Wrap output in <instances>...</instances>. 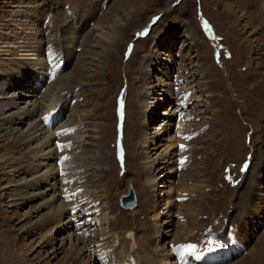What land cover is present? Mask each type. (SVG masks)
Instances as JSON below:
<instances>
[{
    "label": "rangeland",
    "instance_id": "374dc122",
    "mask_svg": "<svg viewBox=\"0 0 264 264\" xmlns=\"http://www.w3.org/2000/svg\"><path fill=\"white\" fill-rule=\"evenodd\" d=\"M198 9L219 39L205 38ZM49 48L64 64L45 77L40 72L47 65L40 68L39 60ZM34 95L40 104L54 96L65 101L58 127H73L64 137L56 134L66 130L42 125L53 133L50 149L60 162L56 195L35 186V164L43 162L35 153L44 136L22 151L12 146L41 120L40 108L30 116L37 103L27 102ZM119 101L124 163L117 174ZM188 101L194 102L185 111ZM9 104L5 118L20 114L25 122L20 139L0 141V264H88L86 254L100 249L98 255L114 258L106 264H122L121 255L125 264H174L187 252H169L168 245L193 240L208 223L221 234L232 226L236 248L222 264H264V0H0V109ZM3 119L2 128L12 131ZM197 122L207 126L199 136ZM55 140L65 145L60 151ZM164 144L174 150L168 165L153 160L162 149L154 148ZM249 149L251 163L239 173ZM76 170L84 175L80 184ZM127 184L136 196L132 211L117 203ZM73 186L84 190L76 194ZM68 195L73 203L75 197L88 200L92 209L98 203L96 235L76 233L74 227L89 225L57 215L60 205L70 207L62 202ZM240 243L244 250L237 256ZM202 252L195 248L187 256L206 261Z\"/></svg>",
    "mask_w": 264,
    "mask_h": 264
},
{
    "label": "bare ground",
    "instance_id": "6f19581e",
    "mask_svg": "<svg viewBox=\"0 0 264 264\" xmlns=\"http://www.w3.org/2000/svg\"><path fill=\"white\" fill-rule=\"evenodd\" d=\"M101 38L102 39H104L105 38V40L107 41V42H109L110 41V37H107L106 35H104V34H101ZM38 48V47H37ZM36 51V50H35ZM40 52V51H39ZM41 58V57H40ZM39 60V59H38ZM39 61H41L39 64H40V68H43L42 67V65H43V60H42V58H41V60H39ZM40 73H43L42 71L40 72ZM52 74V73H51ZM55 81V80H54ZM186 84V83H185ZM174 86V85H173ZM32 97H34V100H32V101H28L27 102V104L28 105H34V104H36L37 103V101H38V98H37V96L36 95H34V96H32ZM39 99H40V97H39ZM60 100H61V98H59V97H56V96H54L53 98H51L49 101H46L44 104H40V103H37V105L34 107V110H32L31 112H30V116H32L33 117V114L35 113V111L38 109V108H40L41 110H42V112H41V115H40V117H41V120L40 119H38L35 123H33V124H31L30 126H29V129L27 130V132L26 133H24L23 134V138H24V141H21L20 142V140L18 141V142H12V146H13V148H15V150H17V149H20L21 151H22V147L23 148H25V147H27L31 142H33L34 140H36V138L37 137H40L41 135L42 136H44V142L40 145V147H37V151H36V157H38L39 159H42L43 160V162H38V164H35L36 166H37V169H38V174H37V177L36 178H34V181L36 182V180L38 179L39 181L37 182L38 184H35V186L36 185H39L40 184V186H44V194H46V196H47V193L48 192H55V195L57 194L56 193V190H55V187L57 186V184H58V182H59V180L61 179V178H59V176H57V173L59 174L60 173V171H61V169L59 170V167H58V164H60V162H57V160H56V158H55V156L54 155H52V151L51 150H53V149H50V147L52 146V143L50 142V138H53V133H48L46 130H45V128L42 126V125H44V126H46L47 127V129L48 130H50V131H57V130H55L54 129V126H55V124H56V122H58V120H59V117H60V112L62 111V110H64V103H65V101L63 102V103H61L60 102ZM194 101H192V102H190V101H188V104L186 105V107H185V111H187L188 110V108H189V104L191 103H193ZM30 103V104H29ZM57 104H59L60 105V107H59V109H58V112H56V111H54V109L57 107ZM12 104H9V105H6V106H4L3 108H5V109H3V110H1L0 109V116H2L4 119H3V123H6L7 121V123H9L10 124V126L9 127H14L13 128V130L12 131H7V130H5V128H2L3 126L2 125H0V133L2 132V131H4V133L1 135V137H0V141L2 142L3 141V139H5V138H11L12 139V137H15L16 138V135H17V133H19L20 132V127H21V125H23L24 124V120H23V118H24V115L21 117V116H19L20 114H14V117L13 118H11V119H6L5 118V114H6V112L8 111V107L9 106H11ZM18 107V106H17ZM64 107V108H63ZM187 109V110H186ZM57 115L59 116V117H57ZM53 118H55V119H53ZM170 129V128H169ZM66 132V131H65ZM65 132H60V133H57L56 135H59V134H61V135H64V133ZM20 137H22V135L20 136ZM20 137L18 138H16V139H20ZM172 139V138H171ZM170 140V139H169ZM168 140V141H169ZM57 146H58V144H57ZM55 147V146H53L54 148H55V150H61L60 149V146H58V147ZM165 147V148H164ZM169 147H170V145H166V144H164V145H161V146H159V147H157L156 146V148H154V150H158V148L160 149V148H162L161 150H160V153H158L157 155H156V157L153 159L154 161H156V158L158 157V158H160L161 157V159H162V161L160 162L161 164H167V163H169V164H171L173 161V154H172V151H174V150H172V148L170 147V149H169ZM178 147H180V146H178ZM167 152H170V153H168L167 154ZM155 154V153H154ZM163 154V155H162ZM166 154V155H165ZM57 156L59 157V155L57 154ZM58 157H57V159H58ZM44 161H50L51 163H50V165H48V166H46L45 167V165L46 164H44L45 162ZM152 163V162H151ZM168 165V164H167ZM43 167V168H42ZM61 167V166H60ZM40 168V169H39ZM48 168V169H47ZM44 169V170H43ZM57 176V177H56ZM49 180H51L52 181V183H50V181ZM50 183V184H49ZM41 195V193L39 194V195H37V196H40ZM87 195V194H86ZM67 196V195H66ZM69 196V195H68ZM32 197H36V196H32ZM86 199V198H85ZM88 199V198H87ZM66 200H69V199H66V197H63L62 198V202L64 203V204H68L70 207L69 208H65V206H62V205H60V207H59V209L56 211V213H57V215H59V213H61V214H64L65 213V215L66 216H70V217H74L73 218V220H72V222L73 223H75V221L76 220H79V221H82V222H84V224L85 225H89V226H81V224H79V226L78 227H74V230H75V232L77 233V232H81V234H83V236H87L88 234H90V233H92L93 231V229H91L90 227H94V226H96L95 228H97V230H98V227L100 226V224H99V222H100V220H97V218L95 217L96 215H95V212L94 211H89V210H92V208H90L89 207V204H88V200L86 201H82L81 202V199L79 198H74V200H75V202L76 203H73L72 202V200L73 199H71V200H69L67 203H65L64 201H66ZM79 202V203H78ZM82 203V204H81ZM86 204V205H85ZM85 205V206H84ZM84 206V208L83 209H81V207H83ZM59 210H60V212H59ZM78 212H80L81 213V215L80 216H78ZM169 218L171 217V215H169L168 216ZM90 221H93V222H90ZM67 222L69 223V220H67ZM70 222H71V220H70ZM65 223H63V225H64ZM65 226H68V225H64V227ZM68 228H69V226H68ZM68 228H66V229H68ZM61 229H64V228H61ZM88 229V230H87ZM93 235H96V232H93L92 233V236ZM89 237H91V236H89ZM88 237V238H89ZM178 249H183V250H185V252H187V254H189V253H193L194 252V250H192V248L189 246V245H187V246H178L177 248L176 247H174L173 248V250H172V252H174V251H176V250H178ZM94 252H96L95 250H90V253L89 254H86V260H88L87 262H88V264H90L91 263V260H92V258H95V261L97 262V257H99L100 255H98V254H95ZM220 252V249L218 250V253ZM187 254H184L183 255V258H184V260H186V258L188 257L187 256ZM239 254V253H238ZM237 254V255H238ZM98 255V256H97ZM191 255H194V254H191ZM159 256L160 257H162V258H167V254H165V252H161V254H159ZM195 256V255H194ZM216 256V255H215ZM199 256H195V258L197 259ZM207 260L209 259L210 261H211V259H210V256L209 255H207V257H206V255L204 256ZM217 257V256H216ZM232 257H234L235 258V256H232ZM119 259L120 260H122L123 262H121L122 264H125V259H123V255H121L120 257H119ZM94 261V262H95ZM105 260H104V258L100 261V262H104ZM179 261V260H178ZM199 261V260H198ZM215 261L217 262V259L215 258ZM77 262V261H76ZM202 262V261H201ZM214 261H212V263H213ZM180 263H182L181 261H180ZM215 263V262H214ZM165 264H169V262L167 261V262H165ZM218 264V263H217Z\"/></svg>",
    "mask_w": 264,
    "mask_h": 264
},
{
    "label": "water",
    "instance_id": "95a60500",
    "mask_svg": "<svg viewBox=\"0 0 264 264\" xmlns=\"http://www.w3.org/2000/svg\"><path fill=\"white\" fill-rule=\"evenodd\" d=\"M124 209H132L135 207V195L130 184L127 185L126 193L119 197Z\"/></svg>",
    "mask_w": 264,
    "mask_h": 264
},
{
    "label": "snow or ice",
    "instance_id": "6c2138e0",
    "mask_svg": "<svg viewBox=\"0 0 264 264\" xmlns=\"http://www.w3.org/2000/svg\"><path fill=\"white\" fill-rule=\"evenodd\" d=\"M181 147H183V146H181ZM75 194H73V196H74ZM73 196H68V197H66V199H69V200H71L72 198H73ZM191 248H192V250H194L195 249V246H190Z\"/></svg>",
    "mask_w": 264,
    "mask_h": 264
}]
</instances>
